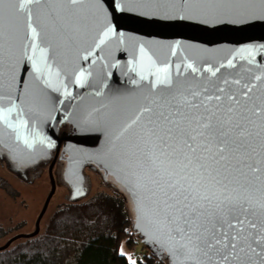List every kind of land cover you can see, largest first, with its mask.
Listing matches in <instances>:
<instances>
[{"label": "water", "instance_id": "1", "mask_svg": "<svg viewBox=\"0 0 264 264\" xmlns=\"http://www.w3.org/2000/svg\"><path fill=\"white\" fill-rule=\"evenodd\" d=\"M19 2L5 4L0 28V147L26 166L56 152L51 191L34 232L13 237L0 252L40 233L57 190L54 167L66 161L72 181H82L91 167L115 182L131 200L141 243L168 264H189L175 251L180 238L165 220L157 186L140 167L137 146L143 147L149 118L178 84L199 91L197 101L223 99L216 88H224L240 97L248 92L249 107H264V0H191V10L174 8L170 0H38L16 12ZM253 120V132L260 133L256 160L262 161L264 131L261 120ZM60 124L70 128L63 138ZM225 194L261 195L239 185Z\"/></svg>", "mask_w": 264, "mask_h": 264}, {"label": "snow or ice", "instance_id": "2", "mask_svg": "<svg viewBox=\"0 0 264 264\" xmlns=\"http://www.w3.org/2000/svg\"><path fill=\"white\" fill-rule=\"evenodd\" d=\"M34 2L38 0H20L14 9L24 12ZM6 3L11 0H0V28ZM170 3L180 10L192 9L191 0ZM161 82L167 83V76ZM216 92L223 99L214 95L197 101L199 91L178 84L176 94L159 105L154 119L149 118L143 147L137 146L139 164L157 186L165 220L180 238L175 251L189 264H264V227L254 219L264 223V160H256L260 153L254 141L260 133L252 130L253 117H258L264 131V107H249L248 92L243 97L224 88ZM213 99L216 103L209 106ZM260 147L264 148V138ZM254 181L261 186L256 188ZM229 185L261 195L255 200L249 195L234 198L225 194Z\"/></svg>", "mask_w": 264, "mask_h": 264}, {"label": "trees", "instance_id": "3", "mask_svg": "<svg viewBox=\"0 0 264 264\" xmlns=\"http://www.w3.org/2000/svg\"><path fill=\"white\" fill-rule=\"evenodd\" d=\"M105 196L67 205L62 210L68 213L54 217L44 232L1 251L0 264H133L121 253L122 246L132 251L140 247L133 254L134 264H168L141 243L128 206L122 207L112 195Z\"/></svg>", "mask_w": 264, "mask_h": 264}, {"label": "rangeland", "instance_id": "4", "mask_svg": "<svg viewBox=\"0 0 264 264\" xmlns=\"http://www.w3.org/2000/svg\"><path fill=\"white\" fill-rule=\"evenodd\" d=\"M3 154V152H2ZM4 156L7 154L4 153ZM51 158L43 159L40 162L26 166L15 163L11 158L6 157V163L17 167L16 171H11L7 165L0 167V225L2 226V236L0 246L5 245L10 239L20 234H30L35 230V224L41 213L47 196L51 191V181L49 177V167L53 161ZM10 162V163H9ZM65 173V174H64ZM57 184V190L48 210L41 222V231L49 228L56 216H63L68 211L62 210L67 205H78L90 203L96 198L106 197L105 194L112 195L122 207L129 208L132 218V204L129 196L120 187L115 185L110 178L106 179L102 173L95 168L87 167L83 172V185L86 194L72 200V188L69 176L65 172L64 164L57 163L53 170ZM82 182V181H80ZM133 207V206H132ZM55 217V218H54ZM45 235L42 233V237ZM46 239V238H45ZM24 239L14 242V245L23 242ZM140 252L138 246L135 251L122 246L121 253L126 255L131 262H135L133 254Z\"/></svg>", "mask_w": 264, "mask_h": 264}, {"label": "flooded vegetation", "instance_id": "5", "mask_svg": "<svg viewBox=\"0 0 264 264\" xmlns=\"http://www.w3.org/2000/svg\"><path fill=\"white\" fill-rule=\"evenodd\" d=\"M70 133V128H69V126L66 124V125H64V124H60L59 126H58V129H57V134H58V136L60 137V138H63V137H65V136H67L68 134ZM63 146V145H62ZM63 148V147H62ZM2 152H3V154H2ZM55 150L52 152V155H53V157L55 156ZM4 153L5 154H7V156H4ZM6 157L7 158H11L10 156H9V153L6 151V150H4L3 148H1L0 147V167L1 166H3L4 167V164L5 165H7L8 166V168L11 170V171H18L17 170V167L16 166H13V165H11V164H8V163H6L5 161H6ZM59 157H60V154H59ZM58 162H60L61 164H64V166H65V172H66V166H67V162L66 161H58ZM57 162V163H58ZM10 163V162H9ZM16 163V162H15ZM57 163H56V165H57ZM55 165V166H56ZM55 168V167H54ZM65 174V173H64ZM83 181H84V178L82 179V182H76V181H69V183H70V185H71V188H72V198L71 199H78V198H80V197H82L83 196V194L85 195L86 194V191H85V188H84V185L82 184L83 183ZM75 185L77 186V188L75 187Z\"/></svg>", "mask_w": 264, "mask_h": 264}]
</instances>
